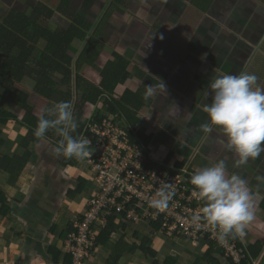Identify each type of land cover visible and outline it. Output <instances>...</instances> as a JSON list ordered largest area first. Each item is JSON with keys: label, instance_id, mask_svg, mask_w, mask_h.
<instances>
[{"label": "crops", "instance_id": "1", "mask_svg": "<svg viewBox=\"0 0 264 264\" xmlns=\"http://www.w3.org/2000/svg\"><path fill=\"white\" fill-rule=\"evenodd\" d=\"M89 1L90 5L93 4L90 11L84 8V4L89 5L88 0H73L71 8L94 24L91 33L94 29H99L98 41L103 48L100 49L96 64L82 65L79 74L99 87L103 70L109 62H116L114 54H117L119 59L129 64V77L117 87L115 97L120 99L126 91L139 92L144 106L137 112L140 123L136 127V133L140 140L151 139L149 147L154 155L161 156L166 162L168 158L169 161L184 162L195 171L224 160L229 175L236 174L247 181L254 196L255 219L247 226L246 235L237 239L242 243L243 249L248 251L261 243L262 252L258 258L252 259V264H264V153L250 159L245 165L237 166V157L228 151L226 144L221 143L225 139L223 133L214 130L205 134L200 130V125L208 121L203 108L211 103L210 83L213 79L246 72L255 74L258 85L264 88V0H214L215 5L211 11V15H216L217 19L214 24H209L210 18L204 13L208 7L202 9L203 13L192 10L189 19L193 22L196 34L191 35L190 32L189 37L196 42L191 47L192 51L187 48V42L182 44V57L178 60L167 53L169 50L166 49L182 37L172 35L175 5L186 4L188 0ZM52 2L58 3L59 0ZM167 3H172V9L168 8ZM106 12L107 16L104 17ZM69 26V21L59 16L50 23L52 30L68 29ZM225 29L228 31H224ZM87 42L88 39L73 43L69 51L73 57L71 80L67 83L66 80L63 81L62 74H55L54 89L58 92L51 100L36 93L37 81L31 76H26L22 82L12 87L17 96L13 104H10L9 111L16 114L18 121L0 126L5 139L4 145L0 146L2 156L12 158L16 154H22L24 150L19 144L25 137H31L28 128L24 126L26 123H21L26 117V110L17 107L19 94L28 95L27 103L39 118L42 109L64 101L61 93L70 92L73 117L75 116V109L80 101V91L76 88V64ZM260 45L262 49H259ZM39 46L41 48L43 45ZM160 83L165 87L157 88L153 96L145 101V86ZM6 91L9 93H5ZM11 91L4 88L0 95H13ZM126 108L129 110L127 103L121 109L122 119L119 122L124 128L129 126ZM82 110L80 122L85 130L81 138L89 141L91 160L94 141L86 131L87 124L100 122L113 113L107 106L106 96H102L97 102H86ZM60 139L56 134L54 139L45 136L44 139L31 143L28 150L31 153L29 163L19 179H13L14 183L9 182L6 174L0 175V190L6 194V199L0 201V209L8 208L4 215L0 212V264H64L67 251L63 248L62 237L65 234L62 236L63 232H56V221L64 208L69 209L73 203L81 202L76 199L78 195H87L83 187L92 180V175L93 195L97 182L89 161L87 164L91 172H87L82 161L53 154L52 149ZM67 160H72L73 165L66 164ZM84 211L69 220L67 231L74 220L86 212ZM147 226L150 228L147 234L129 227L125 241L134 237L139 246L143 239H150L151 246L157 253L156 258L138 250L133 255H125L117 264H154L155 261L157 264H201L205 246L195 248L191 244L194 256L199 258L194 262V256L190 257L189 252L183 249L181 238H158L162 234L152 231L150 225ZM229 238L236 241V238ZM53 247L62 251L57 262L53 253H50ZM110 250L106 247L98 251L89 264H108ZM220 250L217 248L214 256L221 258V264H230L221 257ZM96 259L98 263L93 262Z\"/></svg>", "mask_w": 264, "mask_h": 264}, {"label": "trees", "instance_id": "2", "mask_svg": "<svg viewBox=\"0 0 264 264\" xmlns=\"http://www.w3.org/2000/svg\"><path fill=\"white\" fill-rule=\"evenodd\" d=\"M72 2L73 0H59L58 3L36 0L31 4L29 13L12 8L5 18L0 21V56L3 57V59L0 58V86L12 89L16 83L22 82L23 78L31 76L37 81L36 93L51 100L54 94L58 92V90L54 89L56 84L53 76L55 74H62L63 81L66 80L68 83L71 80L73 57L70 56L69 51L73 47V43L75 41L84 42L88 39L87 45L76 64V88L80 91V101L76 106L74 114V120L78 124V127L72 135L81 138L85 130V126L80 122L84 104L91 100L97 102L99 98L106 96L107 106L110 108L111 113H113L111 117L114 118L116 124H119L122 119L121 109L126 103L129 104V110L126 108V115L129 121L127 131L130 134L131 140L138 142L144 150L152 153L149 147L151 139L143 138L144 140H140L136 133V127L140 123L137 112L141 111L144 106L139 92L126 91L120 99L115 97L117 87L126 82L129 77L127 72L129 64L119 59L117 54H114L117 60L116 62H109L108 66L105 67L99 87L92 85L79 74L82 65L89 64L90 66H94L96 64L100 56V49L103 47L98 41L99 29L96 28L91 33L94 24L90 23L83 15L75 12L71 8ZM89 2L88 0L87 3L89 4ZM92 5L84 4L85 10L90 11ZM56 16L69 21L70 26L68 29H51L50 23ZM106 16L107 12L104 17ZM40 44L43 45L41 48ZM61 94L64 97V101H70V92ZM28 100V95L21 93L16 102L18 108L26 110V117L22 119L21 123L22 125L26 123L24 126L28 128L31 134V137H25L20 143V147L23 148L24 152L16 154L12 158L0 154V175L6 174L9 177L10 183H14L13 179L18 180L21 176L30 160L29 145L38 140L34 136L38 118L34 115L33 108L27 103ZM10 121H18L16 114L0 108V126H5ZM56 134L54 130H49L45 136L54 139ZM4 143L5 139L2 137V131L0 130V146H3ZM169 159H167L166 163L169 162ZM72 162V160H67L66 164L73 165ZM184 164V162H176L175 167L176 169H181ZM2 199H6V194L0 190V201ZM6 211H8L7 207L0 209L2 215ZM82 218L81 216L77 217L79 221ZM146 223L144 222L143 224ZM73 224L69 228V231H67L68 233L63 237V248L68 243V235L73 231ZM138 224L129 220L126 213L113 211L108 216L105 226L93 227L97 231V237L94 247L91 249L92 255L84 261V264H89L95 254L106 247H111L108 264H117L125 255H133L138 250L155 259L157 253L153 250L150 239H143L139 246L134 242L136 241L134 237V239L132 238L134 240L132 244L125 241L127 229L131 228L132 225L137 226ZM149 225L152 231L161 233L165 239H171L167 237L166 229L162 227L161 222H149ZM115 234H118L120 237L117 241L113 239V235ZM236 241L238 248L243 249L242 243L237 238ZM203 242L205 243L206 241ZM205 247L206 250L202 261L206 264H221V258L214 256L215 250L219 248L218 244L208 241ZM262 249L261 243H258L256 247L249 251L243 249L245 258L242 259L240 264H252V259L258 258ZM220 251L222 258L227 259L230 264H237L232 258L227 256L225 250L221 249ZM50 253H53L52 255L56 262L62 255V251L55 247L50 249ZM63 261L64 264H73V254L67 251V255ZM154 264H157V262L155 261Z\"/></svg>", "mask_w": 264, "mask_h": 264}, {"label": "clouds", "instance_id": "3", "mask_svg": "<svg viewBox=\"0 0 264 264\" xmlns=\"http://www.w3.org/2000/svg\"><path fill=\"white\" fill-rule=\"evenodd\" d=\"M207 55V54H205ZM255 74L241 72L227 74L210 83L211 103L204 106L208 121L200 130L209 134L223 133L228 151L237 157L236 165H245L250 159L264 153V88L257 83ZM163 83L145 86L143 99L148 101ZM208 93L206 92L205 95ZM191 113L189 112V118ZM78 124L73 117L70 101L54 103L42 109L34 131L37 139H44L54 130L61 139L52 149L55 156L83 161L90 157L89 141L74 137ZM193 194L204 206L191 217V223H201L215 229L218 242L227 238H243L247 226L255 219L254 196L247 181L236 174H228L224 160L197 170L190 179ZM174 196L171 183H163L149 201V207L166 209Z\"/></svg>", "mask_w": 264, "mask_h": 264}, {"label": "built area", "instance_id": "4", "mask_svg": "<svg viewBox=\"0 0 264 264\" xmlns=\"http://www.w3.org/2000/svg\"><path fill=\"white\" fill-rule=\"evenodd\" d=\"M86 131L94 141L89 163L97 189L81 215L82 220H74L73 231L68 235L65 248L73 254V264H84L91 257L97 237L93 227L105 226L115 210L126 213L129 220L139 224L161 222L168 238L185 239L195 248L213 241L237 264L245 258L236 241L227 238L220 243L215 229L203 223L199 226L191 223V217L204 202L193 194L190 179L196 171L189 164L176 169V162L159 163L154 153L133 142L127 128L116 124L113 117L88 123ZM165 182L173 186L174 196L166 209L158 211L149 207V201Z\"/></svg>", "mask_w": 264, "mask_h": 264}, {"label": "rangeland", "instance_id": "5", "mask_svg": "<svg viewBox=\"0 0 264 264\" xmlns=\"http://www.w3.org/2000/svg\"><path fill=\"white\" fill-rule=\"evenodd\" d=\"M36 0H0V21L1 20H3L4 18H5V16L8 14V12L12 9V8H16V9H18V10H20V11H24V13H29L30 12V10H31V4L33 3V2H35ZM45 1H49V2H51L52 0H45ZM30 4V5H29ZM202 5V7H201V9H203V10H205L207 7H208V5H206L205 4V2L204 3H202L201 4ZM189 16V15H188ZM187 17V16H186ZM190 23H192L193 24V22L191 21ZM195 24H197V22L195 21ZM193 28H194V26H193ZM192 28V29H193ZM178 29H180V28H176V30H178ZM195 35L196 33L194 32V30L193 31H191V35ZM189 37V36H188ZM192 37L190 36L189 37V39H188V41H187V45L188 46H192V45H194V43L196 42L195 40H192L191 39ZM175 43L176 44H178V46H180L179 48H177V47H175V45L174 44H171V46H170V48L169 49H166V50H169V52L167 51V53H170L171 54V56L172 57H176V59L178 60L180 57H182V56H180V54H181V51H182V49H180L181 48V45H182V43L180 42V41H175ZM186 44V43H185ZM190 44V45H189ZM166 50H164V52L166 51ZM106 51H108V49L106 50ZM0 58L1 59H3V57H1L0 56ZM5 87H1L0 86V92L1 91H3V89H4ZM9 90H12L11 92L13 93V95H10V94H8V95H6V96H3V94L2 95H0V108H2V109H4V110H7V111H9L10 110V104H13L12 102H13V100H14V98H16V92L13 90V89H9ZM5 93H9V92H5ZM10 112V111H9ZM20 145V144H19ZM20 149V148H19ZM157 155H154V157L156 158V160H158L159 161V163H161V164H165V160L164 159H162L161 158V156H157ZM88 161H89V158H86V159H84L83 161H82V163L85 165V167H86V169H87V172H91L90 170H89V165L87 164L88 163ZM169 162H171V163H173L174 161H169ZM179 162H181V161H179ZM193 166V165H192ZM194 167V166H193ZM90 177H91V175H90ZM92 180L91 181H89L87 184H86V187L84 186L83 187V190H84V192L85 193H87V195H78V197L76 198V199H78V200H80L81 202H75V203H73V205H71L70 206V208L69 209H65L64 208V210H63V212L60 214V216L58 217V219H57V221H56V226H57V230H56V232H58V231H61V233L63 232V234H62V236L64 235V234H66L67 233V230H66V228H67V226H68V222H69V220H71L74 216H76V214L78 213V214H82V212L85 210H87V208H88V203H89V201H90V199H91V196L93 195V187H91V185L93 186V183H94V177H93V175H92ZM93 182V183H92ZM77 196V195H76ZM84 211V212H85ZM147 225H149L148 223H147ZM147 225H142L141 224V226L140 225H137V226H134V225H132L131 227V229L132 230H134L135 228L136 229H138L142 234H147V233H149L150 232V228H149V226H147ZM134 227V228H133ZM57 234V233H56ZM59 236L61 235V234H58ZM162 237V235H158V238H161ZM52 238V237H51ZM62 239H64L63 237H62ZM113 239L114 240H118L119 239V236H116V235H114L113 236ZM160 240V239H159ZM183 241H182V247H183V249H186L189 253V255H190V257L191 256H194V249L192 248V246H191V243L190 242H188V241H184V239H182ZM126 241H128L129 243H132V239L130 240V239H126ZM135 242V241H134ZM184 244V245H183ZM108 249L110 250V247H108ZM65 250L67 251V248H65ZM202 251V249L201 250H199L198 252H201ZM190 253H193V255L192 254H190ZM199 260V258H198V256H194L193 257V261L194 262H196V261H198ZM94 263H98V260L96 259L95 261H93ZM200 262H201V259H200ZM203 262V261H202ZM202 262H201V264H202ZM101 264V263H100Z\"/></svg>", "mask_w": 264, "mask_h": 264}, {"label": "flooded vegetation", "instance_id": "6", "mask_svg": "<svg viewBox=\"0 0 264 264\" xmlns=\"http://www.w3.org/2000/svg\"><path fill=\"white\" fill-rule=\"evenodd\" d=\"M189 2H190V4H189ZM204 2H205L206 5H208V9H207L206 12H204L201 9V7H202L201 4L204 3ZM170 4L172 5V3H170ZM171 5L168 4V6H169L168 8H171ZM214 5H215V1L214 0H188V2L186 4H183V5H180V6L179 5H177V6L175 5V9L176 10L175 11L173 10V13L175 15V18H174L175 21H174V23H172L173 26H174V31H173L172 35L174 37L182 35V37L180 39H179V37L177 38V40L179 39L178 41H180L182 44H184V43H186L188 41V39H189L188 36H189L190 32L193 31V29H194L193 28L194 25L192 23H190L192 20L189 19V16H190V13H191L192 10L195 11V12H200V13L204 12L206 14V16H208V18H210L209 19V24L216 23L217 22L216 15H214V16L211 15V11L214 8ZM155 11H156V9H155ZM201 11H203V12H201ZM206 26H208V25H206ZM176 28H180V29L176 30ZM207 28H205V29H207ZM180 31H181V33H180ZM224 31H228V30L225 29ZM184 37H185V39L187 38V40H185ZM192 40H193V38H192ZM174 45H175V47L178 46V44H176L175 42H174ZM181 47H183V46L181 45ZM191 47H193V45L192 46H188L187 45V48H190V51L193 50ZM259 47H260L259 49H262V45H260ZM177 48H179V46ZM194 115L195 114H193V116ZM161 118H162V115H161ZM194 118H196V116H194ZM177 126H179V124Z\"/></svg>", "mask_w": 264, "mask_h": 264}]
</instances>
